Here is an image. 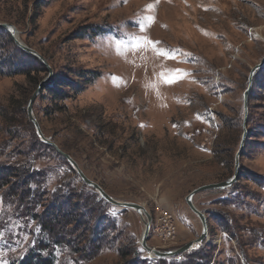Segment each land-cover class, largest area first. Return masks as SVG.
Returning a JSON list of instances; mask_svg holds the SVG:
<instances>
[{
  "label": "rangeland",
  "instance_id": "obj_1",
  "mask_svg": "<svg viewBox=\"0 0 264 264\" xmlns=\"http://www.w3.org/2000/svg\"><path fill=\"white\" fill-rule=\"evenodd\" d=\"M3 23L45 59L51 80L70 84L34 101L43 136L110 197L145 208L149 247L171 251L200 236L185 198L233 176L245 130L238 181L192 198L207 236L190 260L202 254L204 264H264V64L249 82L264 61V0H0ZM15 48L12 38H0L1 62ZM46 75L31 73L36 80ZM37 85L20 73L0 75V168L35 157L46 192L35 213L56 192L93 208L97 192L52 146L54 152L38 147L26 114ZM17 206L11 185L0 189V264H16L43 236ZM102 210L116 240L92 260L50 246L53 264H124L120 251L129 254L125 261L134 252L153 259L140 246L143 223L134 211ZM162 210L175 219L172 240L155 233ZM178 262L190 261L165 264Z\"/></svg>",
  "mask_w": 264,
  "mask_h": 264
},
{
  "label": "trees",
  "instance_id": "obj_2",
  "mask_svg": "<svg viewBox=\"0 0 264 264\" xmlns=\"http://www.w3.org/2000/svg\"><path fill=\"white\" fill-rule=\"evenodd\" d=\"M0 38H5L9 42L11 41L10 35L3 29H0ZM14 52L15 56H9L8 61L3 62H1L2 54L0 53V75L11 76L20 73L26 76L29 83L36 86L42 78L36 80L31 76V73L44 74L46 73V69L40 62L21 49L15 48ZM18 59H27L31 61V64H21ZM54 85L58 87H70V84L57 78L46 84L40 93L46 91L49 95H56L57 92ZM59 94L62 97L66 96V93L63 92ZM38 147L50 152L55 151L53 148L40 142H38ZM58 156L60 155L58 154ZM9 166L0 168V189L9 184L11 185V188L14 189L17 208H22L23 218L37 223L38 233L39 235H43L42 239L37 237L35 246L28 251L27 255H23L16 264H53L52 251H49L50 246L68 248L72 253L76 254L78 252L79 260H85V258L86 260H92L104 248L110 246L116 240L114 236H111L114 228L109 224L107 219L104 220L103 218L104 210H102V207H106L107 203L101 198L97 197L95 199V205L92 208L88 202L84 205L75 202V204H72L73 198L71 196H66L63 192H56L51 197V205L46 208L43 206L45 210L41 213H35V208L42 205L44 201L43 197L46 193L41 192L43 178L45 177L44 172L36 166L35 157L31 155H28L16 166L12 168ZM261 183V187L264 188V182L262 181ZM95 208L101 211L97 215ZM89 223L93 224L89 225ZM44 236L47 238L43 239ZM86 251L88 252L86 253ZM42 252H49L47 258L41 256ZM197 253L198 251L187 252L179 256V258L183 257L187 261H190L186 264H200V261L203 262V260L207 259L206 256L200 254L197 257L198 261L196 263L191 262V257ZM119 255L124 264H165L168 262V259H156L155 263H148V259L143 258L137 252L132 254L129 261H125L129 257V254L120 251ZM181 263L183 264V262H178L177 264ZM205 264H209V262Z\"/></svg>",
  "mask_w": 264,
  "mask_h": 264
},
{
  "label": "water",
  "instance_id": "obj_3",
  "mask_svg": "<svg viewBox=\"0 0 264 264\" xmlns=\"http://www.w3.org/2000/svg\"><path fill=\"white\" fill-rule=\"evenodd\" d=\"M0 28L3 29L4 31H6L10 35V37L12 38L16 47H18L19 49H21L22 51H24L28 55L32 56L38 62H40V64L43 65L47 71V75L38 83L36 89L34 90L32 96L30 97L28 104H27V107H26L27 118L31 122V124L33 125V127L35 129V133L38 136V138L40 139V141L46 145L52 146L56 150V152L69 163V165L73 168V170L75 171L77 176L81 179V181L86 186H88L89 188H92L94 191H96L97 194L99 195V197L103 201H105L107 204L114 206L116 208L132 210L140 217V220L143 223V231H142V235L140 237V246L144 250L145 254H151V256L154 259H169V258L171 259V258H178L179 256H181L184 253L191 252L195 249H198V247H200L203 244V242L205 241L206 236H207V221H206L205 215L194 206V204L192 202V198L199 193L208 192V191H221V190L228 189L235 182L238 181V175H239V171H240L238 159H239L240 153H241L242 148H243L244 139L246 136V131L244 130V132H243L239 149L235 155L233 176L231 178L227 179L226 181L221 182V183H215V184H208V185L200 186V187L194 189L193 191H191L187 195V197L185 198L186 205L188 206L190 211L194 215H196L197 218L201 222L202 232H201L200 236L196 240L188 242V243L182 245L181 247L174 249V250H171V251H161V250H157L155 248L149 247L147 245V241H148V237H149L148 235H149L150 226H151V217H150L149 213L145 210V208L143 206L135 204V203L117 201V200L113 199L112 197H110L107 193L104 192V190L98 184L89 180L82 173V171L80 170L78 165L74 162V160L69 155L60 151L52 142H50L47 138H45L43 136V134L40 130V127L34 118L32 107H33L34 101L36 100L39 93L42 91L43 87L50 82V80L52 78L51 69L47 65L45 59L42 56H40L33 49L24 45L21 41H19L16 38V32H15V29L12 25L3 23V24H0ZM263 64H264V61L261 62L259 65H256L255 67L252 68V70L250 71V75H249V82H251V78H252L253 73L257 69H259ZM244 109H245V115H244L243 126L245 125V118H246V93L244 95ZM197 244L199 245L198 247L196 246Z\"/></svg>",
  "mask_w": 264,
  "mask_h": 264
},
{
  "label": "built area",
  "instance_id": "obj_4",
  "mask_svg": "<svg viewBox=\"0 0 264 264\" xmlns=\"http://www.w3.org/2000/svg\"><path fill=\"white\" fill-rule=\"evenodd\" d=\"M157 228H155V233L157 237L163 241H168L174 239L177 233V225L174 217L166 211H160L158 213ZM148 259V258H146ZM156 259H148V263H155Z\"/></svg>",
  "mask_w": 264,
  "mask_h": 264
},
{
  "label": "snow or ice",
  "instance_id": "obj_5",
  "mask_svg": "<svg viewBox=\"0 0 264 264\" xmlns=\"http://www.w3.org/2000/svg\"><path fill=\"white\" fill-rule=\"evenodd\" d=\"M149 19H151V17H149ZM162 55H164V53H161ZM167 83H173L174 80L172 78H169L166 80ZM197 247L199 246L198 244L196 245Z\"/></svg>",
  "mask_w": 264,
  "mask_h": 264
},
{
  "label": "bare ground",
  "instance_id": "obj_6",
  "mask_svg": "<svg viewBox=\"0 0 264 264\" xmlns=\"http://www.w3.org/2000/svg\"><path fill=\"white\" fill-rule=\"evenodd\" d=\"M150 258H153L152 256H151V254H147Z\"/></svg>",
  "mask_w": 264,
  "mask_h": 264
}]
</instances>
